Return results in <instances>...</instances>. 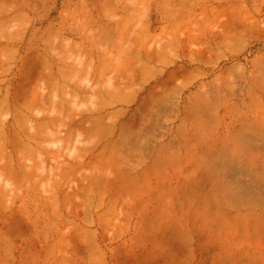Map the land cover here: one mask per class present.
<instances>
[{
  "label": "rangeland",
  "instance_id": "rangeland-1",
  "mask_svg": "<svg viewBox=\"0 0 264 264\" xmlns=\"http://www.w3.org/2000/svg\"><path fill=\"white\" fill-rule=\"evenodd\" d=\"M23 2L0 0V264H264V0Z\"/></svg>",
  "mask_w": 264,
  "mask_h": 264
},
{
  "label": "bare ground",
  "instance_id": "bare-ground-1",
  "mask_svg": "<svg viewBox=\"0 0 264 264\" xmlns=\"http://www.w3.org/2000/svg\"><path fill=\"white\" fill-rule=\"evenodd\" d=\"M23 1H24V0H22V3H24ZM27 1H28V0H27ZM26 3H27V2H26ZM21 5H24V4H21ZM146 56H147V55H145V57H146ZM149 56H150V55H149ZM149 56H148V58H149ZM148 58H147V59H148ZM152 58H153V56H152L151 58H149V59H152ZM42 60H43V59H42ZM152 60H153V59H152ZM31 66H32V65H31ZM33 68H34V67H33ZM30 69H32V68L30 67ZM32 70H33V69H32ZM30 71H31V70H30ZM30 71L27 70L28 73H31V72H32V71H31V72H30ZM31 75L33 76V74H31ZM35 75H36V74H35ZM27 76H30V75L28 74ZM173 77H174V76H173ZM169 78H172V76L169 77ZM167 79H168V78H167ZM157 80H158V79H157ZM161 81H162V80H161ZM129 83H130V82H129ZM129 83H128V84H129ZM131 83H132V82H131ZM156 87H157V86H156ZM153 90L155 91L156 89H153ZM159 90H160V89H159ZM75 91H76V90H75ZM154 91H152V93H153ZM21 92H22V91H21ZM76 92H77V91H76ZM157 92H158V93H157ZM157 92H156V93L154 92V93H155L154 95H156V94H158V95H156L155 98H153V99H154L153 101L156 102V106H155V104H154L153 107H156V108L160 109V107H161V106H160V103H161V102H160V100H158V98L160 97L159 95H162V94H160V93H162V92H161V90H160V93H159V91H157ZM78 93H79V92H78ZM20 94H21V93H20ZM73 94H74V93H73ZM107 94H109V93H107ZM148 94H149V93H148ZM150 94H151V92H150ZM150 94H149V97H150V98L154 97V96L151 97ZM18 95H19V94H18ZM32 95H34V94H33V91H32ZM110 95H112L113 98H115V100L118 99L117 97L119 96V100H120V97H121V96H120L119 94L116 96V95H114V94L111 93ZM152 95H153V94H152ZM163 95H164V94H163ZM163 95L160 97V99L163 98ZM73 96H75V95H73ZM102 96H103V94H102ZM105 96H107V95H105ZM17 97H18V96H17ZM19 97H20V96H19ZM22 97H25V96L23 95ZM29 97H30V96H29ZM29 97H28V98H29ZM71 97H72V96H71ZM76 97H77V95H76ZM157 97H158V98H157ZM20 98H21V97H20ZM26 98H27V97H26ZM28 98H27V99H28ZM30 98H31V97H30ZM30 98H29V100L24 99V103H25L26 101H30ZM34 98H36V97L33 96V100H32V101H34ZM104 98H106V97H104ZM104 98H103V99H104ZM108 98H109V97H108ZM14 99H15V98H14ZM31 99H32V98H31ZM145 99H147V98H145ZM148 99H149V98H148ZM15 100H16V102H17V105L20 106V104H21V107H22L23 109H25L24 106H26V104L22 103V101H21V103L18 102L17 99H15ZM20 100H21V99H20ZM22 100H23V99H22ZM25 100H26V101H25ZM35 100H36V99H35ZM69 100H71V99H69ZM32 101H30L31 103H30V102H29V103L26 102L27 105H28V104L32 105V104L35 102V101H34V102H32ZM38 101H39V100H38ZM38 101H37V103H38ZM101 101H103V100H101ZM101 101H100V103H101ZM105 101H106V99H105ZM144 101H145V100H144ZM146 101H147V100H146ZM149 101H150V100H149ZM161 101H162V100H161ZM71 102H73V100H72ZM71 102H69V103H71ZM147 102H148V101H147ZM151 102H152V101H151ZM155 102H154V103H155ZM19 103H20V104H19ZM75 103H76V102H75ZM100 103H99V104H100ZM152 103H153V102H152ZM73 104H74V103H73ZM105 104L107 105V102H105L104 105H105ZM144 104H145V103H144ZM22 105H24V106H22ZM30 105H29V106H30ZM95 105H96V104H95ZM15 106H16V105H15ZM70 106H71V105H70ZM73 106H74V105H73ZM150 106H152V104H151ZM93 107L97 108L96 106H93ZM146 107H147V105H146ZM17 108H18V107H17ZM19 108H20V107H19ZM28 108H29V107H28ZM28 108H27V109H28ZM149 108H150V107H149ZM149 108H148V109H149ZM30 109H31V108H30ZM90 109H91V108H90ZM90 109H89V111H90ZM92 109H93V108H92ZM71 110H72V109H71ZM74 110H76V109H73V111H74ZM93 110H94V109H93ZM100 110H101V109H100ZM100 110H98L99 113H100ZM103 110H104V108H103ZM146 110H147V108H146ZM86 111H87V110H86ZM95 111H97V110H95ZM150 111H152V110H150ZM98 112H97V113H98ZM142 112H143V111H142ZM153 112H154V111H153ZM156 112H158V111H156ZM156 112H154V113L156 114L155 117L158 115ZM30 113L32 114V112H30ZM83 113H84V112H83ZM83 113H82V114H83ZM94 113H95V112H94ZM94 113H93V114H94ZM109 113H110V112H109ZM144 113H145V112H144ZM31 114H29V115H30L31 117H33V114H32V115H31ZM87 114H88V113H87ZM18 115H20V114H18ZM23 115H24V118H23V119L28 120V119L25 118V113H24ZM29 115H28V116H29ZM77 115H78V114H77ZM80 115H81V114H80ZM103 115H104V114H103ZM147 115H148V114H147ZM14 116H15V115H13V117H14ZM81 116H82V115H81ZM85 116H86V115H85ZM100 116H101V115H100ZM141 116H142V115H141ZM141 116H140V119H141ZM144 116H146V115H144ZM22 117H23V116H22ZM22 117H21V115H20V117H17V118L15 117V119H17L18 121L13 122L14 126H16V124L20 121L19 118H22ZM72 117H73V115H72ZM83 117H84V116H83ZM83 117L80 119V121H79V125L76 124V129L79 128V129L77 130V132L80 130V128H81L80 126H84L85 123L87 122V121H86L85 123H83V122H84V121H83ZM106 117H108V115H107ZM114 117H115V116H113V118H114ZM133 117H135V116H133ZM133 117H130V116H129V120H130V118H133ZM136 117H137V116H136ZM157 117H158V116H157ZM157 117H156V118H157ZM101 118H102V116L100 117V119H101ZM104 118H105V117H104ZM23 119H22L21 121H23ZM42 119H43V118H42ZM72 119H74V118H72ZM87 119H89V117H87V116L84 117V120H87ZM91 119H92V117H91ZM93 119H94V121H95V120H96V121L93 122ZM93 119L91 120V123H92V125H93L94 123H95V124H94V126L92 127V129H91V128H88V131H87V134H86V135H87V136H86V137H87V140H88L90 137H93V135H94V138H95V135L97 134V135H98L97 138L99 137V139L101 138L102 141H104V140H103V138L105 137V135H103L104 131L109 130L110 132H112V134H113V131H115L114 129L116 128V127H115L116 123H114V122L111 123V122H110L109 125L107 126V125H105V119H106V118L104 119V123H102L103 120H102V121L100 120L101 122L98 121L99 118H98V119H97V118H93ZM110 119H111V118H110ZM140 119H139V120H140ZM143 119H146V117L143 118ZM148 119H149V118H148ZM150 119H151V118H150ZM25 120H24V121H25ZM60 120H61V119H60ZM68 120H69V119H68ZM129 120H126V121L128 122ZM134 120H135V119H134ZM134 120H133V121H134ZM28 121H32V120H28ZM28 121H26V122H28ZM35 121H37L36 118H35ZM58 121H59V120H58ZM62 121H63V120H62ZM76 121H77V120H76ZM82 121H83V122H82ZM109 121H111V120H108V122H109ZM123 121H124V120H123ZM131 121H132V119H131ZM140 121H141V120H140ZM145 121H146V120H145ZM155 121H156V119H155ZM41 122H42V121H41ZM43 122H44V121H43ZM64 122H65V120H64ZM64 122H62V125H60V126H63V125H64ZM68 122H69V121H68ZM68 122H67V123H68ZM72 122H73V121H71V123H72ZM74 122H75V121H74ZM99 122H100L101 124H103V126L105 125V129H103L104 127H103L102 125H101L102 127L100 126V124L98 125ZM31 123H32V122H31ZM31 123H30L29 125H31ZM45 123H47V122H45ZM48 123H49V122H48ZM48 123H47V125H49ZM60 123H61V122H60ZM65 123H66V122H65ZM71 123L69 122V124H71ZM75 123H76V122H75ZM120 123H121V122H120ZM128 123H129V122H128ZM131 123H132V122H131ZM138 123H139V125L141 124L139 121H138ZM143 123H144V122H143ZM145 123H147V122H145ZM148 123H149V122H148ZM13 124H12V126H13ZM21 124H22V123H21ZM21 124H20V125H21ZM40 124H42V123H40ZM58 124H59V123H58ZM81 124H82V125H81ZM83 124H84V125H83ZM106 124H107V123H106ZM124 124H125V123H124ZM133 124H134V123H133ZM133 124H131V125L133 126ZM136 124H137V123H136ZM20 125H18V128H20ZM23 125H24V124H23ZM23 125H22V126H23ZM56 125H57V124H56ZM56 125H55V128H56ZM66 125H67V124H66ZM66 125H65V126H66ZM127 125H128V126L125 125V127H129V124H127ZM141 125H142V124H141ZM141 125H140V126H141ZM2 126H3V125H2ZM10 126H11V124L9 125V127H10ZM31 126H32V125H31ZM31 126H30V127H31ZM38 126H39V125H38ZM43 126H44V124H43ZM57 126H58V125H57ZM60 126H59V127H60ZM89 126H90V125H89ZM99 126H100V127H99ZM106 126H107V127H106ZM132 126H130V127H132ZM135 126H136V125H135ZM137 126H138V124H137ZM137 126H136V127H137ZM16 127H17V126H16ZM32 127H33V126H32ZM68 127H69V126H68ZM68 127L66 126V128H68ZM133 127H134V126H133ZM141 127H142V126H141ZM141 127H140V128H141ZM10 128H11V127H10ZM10 128H8V126H7V129H10ZM14 128H15V127H14ZM25 128H26V127H24V129H25ZM47 128L49 129V128H51V127L49 126V127H47ZM138 128H139V127H138ZM140 128H139V129H140ZM15 129H16V128H15ZM35 129H36V128H35ZM37 129H38V131H39V128H37ZM37 129H36V131H37ZM40 129H41V130L43 129V131H45L44 128H40ZM45 129H46V127H45ZM57 129H59V128H57ZM57 129H56V130H57ZM82 129H85V128H81V130H82ZM119 129H120V128H119ZM127 129H128V128H127ZM139 129H138V130H139ZM142 129H143V128H142ZM142 129H141V130H142ZM10 130H11V129H10ZM22 130H23V129H22ZM32 130H33V129H32ZM32 130H31V133H32ZM53 130H54V128H53ZM67 130H68V129H67ZM70 130H71L72 133H71L70 131H69V133L71 134V136H73V135L76 133V130H72V128H71ZM103 130H104V131H103ZM111 130H113V131H111ZM13 131H14V129H13ZM13 131H12L13 136L9 137V138H11L12 141H15V142H14L15 144L12 145V147H14L15 145H16V146H17V145L20 146V145H21V143H19L20 140L23 141V140H25V139H24V137H23V140H22V138H21V139L19 140V142H18V137H19V136L21 137V134H20V135H16V133H13ZM25 131H26V130H25ZM34 131H35V130H34ZM47 131H48V130H47ZM50 131H52V130H50ZM73 131H74L75 133H74ZM109 131H107L106 133H108ZM120 131H121V130H120ZM127 131H128V134H129V135H130L129 132L132 131L131 134H133V132H134L133 129H132V130L130 129V131H129V130H127ZM139 131H140V130H139ZM139 131H138V133H139ZM5 132H7V131H5ZM5 132H2V130L0 129V140L2 141V139L4 138L3 140H4L5 143H6L7 138L3 137V134H5ZM9 132H10V131H9ZM9 132H8V133H9ZM15 132H17V131H15ZM41 132H42V131H41ZM41 132H40V133H41ZM53 132H54V131H53ZM2 133H3V134H2ZM10 133H11V132H10ZM19 133H20V132H19ZM19 133H18V134H19ZM46 133H47V132H46ZM56 133H57V132H56ZM73 133H74V134H73ZM81 133H82V132H81ZM122 133H123V132H122ZM35 134L37 135V134H39V133L35 132ZM35 134H33V135L35 136ZM43 134H44V133H43ZM43 134H42V135H43ZM50 134H51V132H50ZM54 134H55V133H54ZM72 134H73V135H72ZM112 134H111V135H112ZM128 134H126V135L128 136ZM26 135H28V133H26L25 136H26ZM30 135H31V134H30ZM44 135H45V134H44ZM75 135H76V134H75ZM100 135H101V136H100ZM102 135H103V136H102ZM118 135L121 136L122 134L120 135V132H119ZM68 136H70V135L68 134ZM71 136H70V137H71ZM77 136H79V135H77ZM127 136H125V138H126ZM132 136H133V135H132ZM20 137H19V138H20ZM36 137H38V136H36ZM41 137H42V136H41ZM43 137H44V136H43ZM70 137H69V138H70ZM74 137H75V136H74ZM102 137H103V138H102ZM121 137H124V134H123V136H121ZM121 137H119V138H121ZM130 137H131V136H130ZM130 137L128 136V137L126 138V140L123 138V139H124V142H121V143H119V144H118V142L120 141V139L117 138V139H119V140L116 139L115 144H113V146H108V145H109V143H108V144H107L108 147H103L102 150H101V152L99 153V154H100V159H101V161H94L95 163L90 164L91 169H93V172H98V173H99V172L107 171V170H104L105 167L108 166L109 163H111V160H114V159H115V158L112 159L113 157H112V158H110V157L113 156L114 154H118V153H114V152H116V151H120V153H121L122 150H123L122 152H124L125 149H126L127 151H128L129 148L132 149V148H133L132 146H134V143H133V142H132V143L129 142V141L131 140V139L129 140ZM12 138H13V139H12ZM94 138H93V139H94ZM112 138H113V137H112ZM34 139H35V138H34ZM36 139H37V138H36ZM72 139H73V141H74L75 138L72 137ZM72 139H71V140H72ZM104 139H105V138H104ZM27 140H28V138H27ZM30 140H31V139H30ZM71 140H70V141H71ZM94 140H96V139H94ZM105 140H106V139H105ZM127 140H128V143H130V144L127 143ZM144 140H146V138H145ZM68 141H69V140H68ZM88 141H89V140H88ZM91 141H92V140H91ZM131 141H132V140H131ZM2 142H3V141H2ZM25 142H26V140H25ZM28 142H29V141H28ZM28 142H27V143H28ZM75 142H76V141H75ZM77 142H78V141H77ZM77 142H76V143H77ZM82 142H83V141H82ZM5 143H3V144L5 145ZM16 143H19V144H16ZM29 143H30V142H29ZM29 143H28V144H29ZM69 143L71 144V142H69ZM90 143H92V142H90ZM110 143H112V142H110ZM142 143H143V142H142ZM142 143H141V145H142ZM150 143H151V142H150ZM22 144H23V143H22ZM72 144H73V142H72ZM74 144H75V143H74ZM131 144H132V145H131ZM137 144H138V143H137ZM143 144H145V143H143ZM23 145H26V143H24ZM29 145H30V144H29ZM81 145H82V144H81ZM86 145H87V144H86ZM89 145H90V144H89ZM92 145H93V144H91V146H92ZM95 145H96V144H95ZM95 145H94V147L97 146V145H96V146H95ZM129 145H131V146L129 147ZM146 145H147V143H146ZM146 145H145V146H146ZM21 146H22V145H21ZM87 146H88V145H87ZM136 146L138 147V145H136ZM142 146H143V145H142ZM4 147L6 148V146H4ZM68 147H69V146H68ZM75 147H76V146H75ZM80 147H81V146H80ZM82 147H84V145H83ZM92 147H93V146H92ZM94 147L92 148V150L94 149ZM97 147H98V146H97ZM139 147H140V146H139ZM16 148H17V147H15V148H13V149H14L15 153L17 154V151L19 152V149L17 150ZM77 148H78V147H77ZM106 148H107V149H106ZM110 148H111V149H110ZM120 148H121L122 150H121ZM142 148H143V147H142ZM146 148H148V147H146ZM21 149H22V148H21ZM70 149H72V148H70ZM70 149H69V150H70ZM133 149H134V148H133ZM133 149H132L131 151H133ZM135 149H136V148H135ZM0 150H2V149H0ZM16 150H17V151H16ZM73 150H74V148H73ZM73 150H72V152H73ZM94 150H96V149H94ZM94 150H93V151H94ZM106 150H108V152H110V151L112 152V155H110L109 157H107V161H108V159H110V162H109L108 164H105V162L107 163V161H105V162L103 161V160H104L103 157H104V156H107V155H105V153H104V151H106ZM129 150H130V149H129ZM145 150H146V149H145ZM23 151H24V150H23ZM32 151H33V150H32ZM48 151H49V150H48ZM76 151H79V150L77 149ZM82 151H83V150H82ZM84 151H85V150H84ZM93 151L91 152V150H90V152H89V149H88V152H89V153H93ZM140 151H141V150H140ZM21 152H22V151H21ZM86 152H87V149H86ZM86 152H85V153H86ZM88 152H87V153H88ZM106 152H107V151H106ZM108 152H107L106 154H108ZM111 152H110V153H111ZM134 152L136 153V151H134ZM134 152H133V154H134ZM22 153H23V152H22ZM30 153H31V151H30ZM76 153H77V152H76ZM82 153H84V152H82ZM87 153H86V154H87ZM103 153H104V154H103ZM113 153H114V154H113ZM120 153H119V154H120ZM125 153H126V151H125ZM130 153H131V152H129V154H130ZM142 153H143V152H142ZM20 154H21V153H20ZM20 154H19V155H20ZM31 154H32V153H31ZM35 154H36V152H35ZM71 154H72V153H71ZM78 154H79V153H78ZM86 154H85V155H86ZM119 154H118V155H119ZM148 154H150L149 151H148ZM69 155H70V154H69ZM81 155H82V154H81ZM85 155H84V156H85ZM90 155L93 157L92 154H90ZM102 155H104V156H102ZM120 155H122V154H120ZM127 155H128V154H127ZM146 155H147V153H146ZM146 155L144 154V156H146ZM2 156H4V155L2 154ZM16 156H17V155H16ZM36 156L38 157L37 154H36ZM41 156H42V155H41ZM41 156L39 155V157H41ZM70 156H71V155H70ZM75 156H76V154H75ZM77 156H78V155H77ZM77 156H76V157H77ZM79 156H80V154H79ZM95 156H96V155H95ZM122 156H123V155H122ZM129 156H130V155H129ZM138 156H139V155H138ZM147 156H149V155H147ZM5 157H7V155H5ZM5 157H4V158H5ZM10 157H13V156L11 155ZM18 157H21V156H18ZM98 157H99V156H98ZM126 157H127V156H126ZM126 157L124 156V158H126ZM141 157H143V156H141ZM16 158H17V157H16ZM72 158H73V157H72ZM102 158H103V159H102ZM120 158H121V156H120ZM7 159H8V157L5 158V160H7ZM17 159L21 161V158H17ZM37 159H38V158H37ZM74 159H75V157H74ZM81 159H82V158H81ZM96 159H97V158H96ZM105 159H106V157H105ZM142 159H143V158H142ZM1 160H2V159H1ZM10 160H11V162L14 161V160H12V159H10ZM43 160H44V158H43V156H42V162H45V161H43ZM71 160H72V159H71ZM116 160H117V159H116ZM82 161H83V160H82ZM92 161H93V160H92ZM118 161H120V160L118 159ZM124 161H125V159H124ZM141 161H142V160H141ZM157 161H158V160H157ZM157 161H156V162H157ZM4 162H5V161H4ZM4 162H2V163H4ZM17 162H18V161H17ZM22 162H24V161H22ZM35 162L38 163L37 160H36ZM39 162H41V159L39 160ZM77 162H78V161H77ZM96 162H97V163H96ZM121 162H122V161H121ZM125 162H126V161H125ZM2 163H1V165H2ZM12 163H13V162H12ZM12 163H11V164H12ZM14 163H15L14 165H17L16 162H14ZM64 163H65V162H64ZM64 163H63V164H64ZM66 163H68V162H66ZM79 163L82 164L81 161H80ZM112 163H113V161H112ZM112 163H111V164H112ZM115 163H116V164H114V165L116 166V165H117V162H115ZM127 163H128V162H127ZM158 163H159V162H158ZM11 164H10V165H11ZM19 164H20V163H19ZM22 164H23V163H22ZM22 164H20V165H22ZM24 164H25V163H24ZM35 164H36V163H35ZM35 164H34V165H35ZM38 164H39V163H38ZM40 164L42 165V163H40ZM111 164H110V168H111ZM34 165H33V167H34ZM43 165L45 166V164H43ZM43 165L40 167V169L43 167ZM65 165H66V164H65ZM68 165H69V164H68ZM75 165H76V164H75ZM75 165H73V167H74ZM82 165H83V164H82ZM152 165H153V164H152ZM3 166H4V169L7 168V169H6L7 172H8L9 170H10V172H12V171L14 170L13 167H8V165H3ZM11 166H13V165H11ZM25 166H27V165L25 164ZM76 166H78V165H76ZM83 166H84V165H83ZM120 166H121V165H120ZM129 166H130V165H129ZM17 167H18V165H17ZM21 167L23 168L24 166L22 165ZM36 167H37V166H36ZM56 167H57V166H56ZM58 167H59V169H51V170H53V171L50 170V172H52V174L50 173L51 175L48 173V176H50V179L53 178V177H51V176H55V177H56V175H54V174H55L57 171H58V172H65V175H68L69 173L71 174V172H72V173H73V172H74V173L76 172V171H75L76 168L74 169L72 166H65V167L62 168V166L59 165ZM58 167H57V168H58ZM149 167H150V166H149ZM1 168H2V167H1ZM22 168L18 167V169H20V170H21ZM27 168H28V167H27ZM31 168H32V167L30 166L29 169H31ZM50 168H53V167H50ZM157 168H158V167L156 166V169H157ZM2 169H3V168H2ZM29 169H28V170H29ZM34 169L36 170V168H34ZM34 169H33V170H34ZM40 169H38L39 171H38V170H36V171L40 172V174H41V173H42V170H40ZM42 169H43V168H42ZM44 169H45V168H44ZM44 169H43V171H45V172L47 173V171L44 170ZM108 169H109V166H108ZM118 169H120V168H118ZM152 169H155V168L153 167ZM158 169H159V168H158ZM23 170H24V169H22V172H23ZM25 170H26V167H25ZM54 170H55V171H54ZM76 170H77V169H76ZM149 170H151V169H149ZM18 171H19V170H18ZM26 171H27V170H26ZM29 171H30V170H29ZM36 171H35V172H36ZM88 171H89V170H88ZM7 172H6V173H7ZM14 172H15V170H14ZM20 172H21V171H20ZM24 172H25V171H24ZM33 172H34V171H33ZM48 172H49V171H48ZM53 172H55V173H53ZM58 172H57L58 176H59L60 174H61V175H62V174L64 175V173H58ZM68 172H69V173H68ZM77 172L79 173V171H77ZM91 172H92V170H91ZM93 172H92V173H93ZM109 172H110V171H109ZM111 172H112V169H111ZM111 172H110V173H111ZM113 172H116V171L113 170ZM113 172H112V173H113ZM128 172H129V171H128ZM150 172H151V171H150ZM153 172H154V171H153ZM155 172H156V171H155ZM17 173H18V172H16V174H17ZM30 173H31V172H30ZM46 173H44V174L46 175ZM66 173H67V174H66ZM74 173H73V175H74ZM81 173H82V172H81ZM16 174H15V175H16ZM24 174L27 175L26 172H25ZM44 174L42 173V175H44ZM82 174H83V173H82ZM94 174H96V173H93V177L95 176ZM99 174H100V173H99ZM124 174H126V173H124ZM0 175H4V174H0ZM17 175H18V174H17ZM106 175H108V174H106ZM106 175H105V176H106ZM114 175H115V174H114ZM114 175H113V176H114ZM117 175H118V174H117ZM5 176H6V175H5ZM20 176L22 177V174H21V173H20L18 176H16L15 178H17L18 181H20ZM24 176H25V175H24ZM29 176H30V175H27L26 177H29ZM71 176H72V175H71ZM80 176H81V174H80ZM80 176H79V177H80ZM90 176H92V175L90 174ZM96 176H97V175H96ZM2 177H3V176H0V180H1ZM9 177H11V176H8V178H9ZM18 177H19V178H18ZM26 177H25V179H26ZM30 177H31V176H30ZM55 177H54V179H56ZM62 177H64V176H62ZM67 177H68V176H67ZM73 177H74V176H73ZM73 177H72V178H73ZM97 177H98V176H97ZM100 177H101V176H100ZM100 177H99V178H100ZM115 177H116V176H115ZM127 177H128V176H127ZM12 178H13V177H12ZM12 178H11V179H12ZM60 178H61V177H60ZM111 178H112V177H111ZM22 179H23V178H22ZM61 179H62V178H61ZM74 179H75V178H74ZM86 179H89V178L87 177ZM117 179H119V178H117ZM15 180H16V179H15ZM70 180H71V179H70ZM89 180H90V179H89ZM94 180H96V179H94ZM99 180H100V179H99ZM105 180H106V179H105ZM110 180H111V179H110ZM120 180H122V179H120ZM127 180H128V179H127ZM8 181H9V180H8ZM16 181H17V180H16ZM22 181L24 182V179H23ZM22 181H20V182H22ZM25 181H26V180H25ZM56 181H57V182H56ZM56 181H53V180H52V183H53V182H56V183L59 182L58 179H57ZM103 181H104V180H103ZM103 181H102V183H103ZM72 182H73V180H72ZM97 182H98V181H97ZM118 182H119V181H118ZM118 182L116 181L117 184H118ZM122 182H123V181H122ZM8 183H9V182H8ZM56 183H55V184H56ZM67 183H68V182H67ZM82 183H83V182H82ZM86 183H87V182H86ZM114 183H115V181H114ZM123 183H124V182H123ZM123 183H122V184H123ZM130 183H132V182H130ZM53 184H54V183H53ZM55 184H54V185H55ZM58 184H59V183H58ZM64 184H65V183H64ZM88 184H91V181H90V183H88ZM88 184H87V186H89ZM92 184H93V183H92ZM94 184H95V183H94ZM99 184H100V183H98V185H99ZM107 184H108V182H107ZM120 184H121V182H120ZM120 184H119V185H120ZM126 184H127V185H126ZM8 185H9V184H7V186H8ZM10 185H11V184H10ZM98 185H97V187H98ZM119 185H118V186H119ZM125 185L128 186V183H125ZM60 186H61V184H60ZM60 186H58V187H60ZM71 186H72V185H71ZM80 186H82V185L79 184V187H80ZM87 186H86V187H87ZM92 186H93V185H92ZM94 186H95V185H94ZM100 186H101V185H100ZM110 186H111V185H110ZM110 186H109V187H110ZM113 186L115 187L116 185L113 184ZM10 187H11V186H10ZM89 187H91V186H89ZM130 187H131V185H130ZM6 188H7V187H6ZM63 188H65V187H63ZM77 188H78V187H77ZM82 188H83V186H82ZM92 188H93V187H92ZM116 188H117V187H116ZM127 188H128V187H127ZM127 188H126V189H127ZM65 189H66V188H65ZM78 189H79V188H78ZM87 189H88V191H90L89 188H87ZM110 189H112V188H110ZM61 190H62V189H61ZM61 190H59V192H61ZM118 190L120 191V189H118ZM118 190H117V192H118ZM122 190H123V188H122ZM76 191H77V190H76ZM82 191H84V190L82 189ZM82 191L80 190V192H82ZM85 191H86V190H85ZM100 191H101V190H100ZM126 191H127V190H126ZM62 192H63V190H62ZM65 192H66V191H65ZM72 192H73V191H72ZM105 192H107V191H105ZM63 193H64V192H63ZM63 193H62V194H63ZM83 193H85V192H83ZM98 193H99V192H98ZM119 193H120V192H119ZM119 193H118V194H119ZM65 194H66V193H65ZM70 194H71V193H70ZM72 194L74 195V193H72ZM72 194H71V195H72ZM75 194H76V193H75ZM115 194H116V193H115Z\"/></svg>",
  "mask_w": 264,
  "mask_h": 264
}]
</instances>
